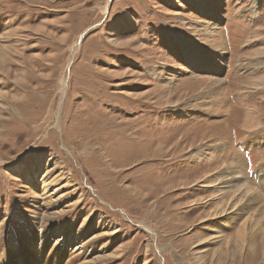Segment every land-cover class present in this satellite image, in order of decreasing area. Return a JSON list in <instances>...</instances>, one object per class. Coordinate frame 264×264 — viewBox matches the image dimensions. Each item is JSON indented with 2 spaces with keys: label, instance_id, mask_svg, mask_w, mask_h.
<instances>
[{
  "label": "rangeland",
  "instance_id": "374dc122",
  "mask_svg": "<svg viewBox=\"0 0 264 264\" xmlns=\"http://www.w3.org/2000/svg\"><path fill=\"white\" fill-rule=\"evenodd\" d=\"M0 264H264V0H0Z\"/></svg>",
  "mask_w": 264,
  "mask_h": 264
},
{
  "label": "bare ground",
  "instance_id": "6f19581e",
  "mask_svg": "<svg viewBox=\"0 0 264 264\" xmlns=\"http://www.w3.org/2000/svg\"><path fill=\"white\" fill-rule=\"evenodd\" d=\"M216 28V27H215ZM188 48V47H187ZM218 69V68H217ZM65 82H62V85H61V87H60V90L61 91H63V90H65ZM252 111V110H251ZM250 114H251V116H255V113L254 114H252L251 112H249ZM250 114H248V115H250ZM257 114V113H256ZM256 117H259V115L257 114L256 115ZM258 119V118H257ZM250 123V122H249ZM257 125V124H256ZM253 128V127H252ZM250 129V128H249ZM223 182V184L225 183L224 181H222ZM225 184H227V183H225ZM239 186V185H238ZM243 186V185H242ZM240 188H242L241 186H240ZM244 188V187H243ZM242 188V189H243ZM246 192H244V193H247L248 194V191L246 190V189H244ZM223 209V208H222ZM241 233V232H240ZM91 241L89 240L88 242H85V244H89ZM27 245V244H26ZM41 248V247H40ZM76 250H79V247L76 245L75 246V248H74V250H72L71 251V253L69 254V257H77L78 256V254L77 253H75L76 252ZM83 257V256H82ZM80 258V257H79ZM82 263V262H81Z\"/></svg>",
  "mask_w": 264,
  "mask_h": 264
}]
</instances>
